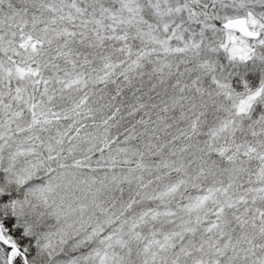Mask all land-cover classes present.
I'll return each instance as SVG.
<instances>
[{
  "label": "snow or ice",
  "instance_id": "1",
  "mask_svg": "<svg viewBox=\"0 0 264 264\" xmlns=\"http://www.w3.org/2000/svg\"><path fill=\"white\" fill-rule=\"evenodd\" d=\"M0 264H264V0H0Z\"/></svg>",
  "mask_w": 264,
  "mask_h": 264
}]
</instances>
